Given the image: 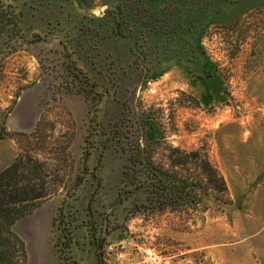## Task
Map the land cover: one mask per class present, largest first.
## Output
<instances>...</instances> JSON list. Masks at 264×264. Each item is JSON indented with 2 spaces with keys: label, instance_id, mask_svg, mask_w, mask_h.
I'll return each mask as SVG.
<instances>
[{
  "label": "rangeland",
  "instance_id": "rangeland-1",
  "mask_svg": "<svg viewBox=\"0 0 264 264\" xmlns=\"http://www.w3.org/2000/svg\"><path fill=\"white\" fill-rule=\"evenodd\" d=\"M2 6L0 173L38 159L51 192L13 226L25 264H264V0ZM134 142L201 201L150 207L124 177Z\"/></svg>",
  "mask_w": 264,
  "mask_h": 264
},
{
  "label": "trees",
  "instance_id": "trees-1",
  "mask_svg": "<svg viewBox=\"0 0 264 264\" xmlns=\"http://www.w3.org/2000/svg\"><path fill=\"white\" fill-rule=\"evenodd\" d=\"M0 8H3L2 0ZM154 130L152 127L149 130L142 128V132H146L149 140L156 137ZM131 147L134 153L129 154L124 177L131 180L135 189L148 192L147 201L150 207L156 205L153 208L164 210L180 204H198L201 201V193L198 192L201 186L200 181L194 180L196 176L191 178L160 166L156 167L148 158V146L142 147L141 143L134 142ZM185 158L184 162L194 161L197 167L200 166L197 152L189 153ZM203 167L207 168L205 165ZM42 168L43 164L38 159H20L0 173V264H25L28 260L26 243L15 233L13 226L18 220L31 214L40 206L41 201L50 196L51 192L46 186V176H43ZM208 168L211 185L217 187V191L226 190L225 179L213 168L209 166ZM140 169L149 171L146 180H140ZM146 203L142 202L141 207L147 208ZM70 245L71 238L65 242L67 248ZM99 263L105 264L100 254Z\"/></svg>",
  "mask_w": 264,
  "mask_h": 264
},
{
  "label": "crops",
  "instance_id": "crops-1",
  "mask_svg": "<svg viewBox=\"0 0 264 264\" xmlns=\"http://www.w3.org/2000/svg\"><path fill=\"white\" fill-rule=\"evenodd\" d=\"M28 95H29V93L27 94V97H28ZM29 97L34 98V95L31 94V96H29ZM16 111L17 110L14 111L13 118L17 121V124L20 123V120H23L25 118L23 115H29V116H31L32 122H35L34 120H35V118L37 116V113H35V111L32 109V106L31 107L30 106L25 107L24 110L21 111V112L19 110V113L17 111V113H18L17 115H16ZM29 126H31V125H29Z\"/></svg>",
  "mask_w": 264,
  "mask_h": 264
}]
</instances>
